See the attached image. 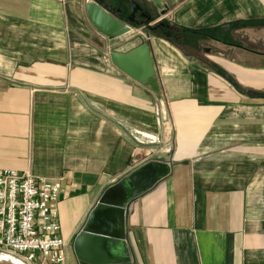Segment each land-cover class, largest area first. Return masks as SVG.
Returning a JSON list of instances; mask_svg holds the SVG:
<instances>
[{
	"label": "crops",
	"instance_id": "1",
	"mask_svg": "<svg viewBox=\"0 0 264 264\" xmlns=\"http://www.w3.org/2000/svg\"><path fill=\"white\" fill-rule=\"evenodd\" d=\"M90 1L0 0V171L60 181L65 264L103 193L153 161L171 172L128 205L133 264H264V0H141L174 43L109 40ZM142 44L138 82L110 56Z\"/></svg>",
	"mask_w": 264,
	"mask_h": 264
},
{
	"label": "water",
	"instance_id": "2",
	"mask_svg": "<svg viewBox=\"0 0 264 264\" xmlns=\"http://www.w3.org/2000/svg\"><path fill=\"white\" fill-rule=\"evenodd\" d=\"M131 1L127 20H120L98 0L85 6L92 27L101 35L114 40L125 36L137 25L135 16L140 6ZM151 22L146 19L144 27ZM113 65L138 82L154 75L148 44H142L128 54L113 53ZM171 167L164 162H149L109 187L91 211L82 230L73 242V253L78 264H133L125 241V219L128 205L150 191L169 176Z\"/></svg>",
	"mask_w": 264,
	"mask_h": 264
},
{
	"label": "built area",
	"instance_id": "3",
	"mask_svg": "<svg viewBox=\"0 0 264 264\" xmlns=\"http://www.w3.org/2000/svg\"><path fill=\"white\" fill-rule=\"evenodd\" d=\"M60 181L0 171V254L21 264H65ZM17 264V263H16Z\"/></svg>",
	"mask_w": 264,
	"mask_h": 264
},
{
	"label": "flooded vegetation",
	"instance_id": "4",
	"mask_svg": "<svg viewBox=\"0 0 264 264\" xmlns=\"http://www.w3.org/2000/svg\"><path fill=\"white\" fill-rule=\"evenodd\" d=\"M105 2L104 0H102ZM134 2L140 6V12H138L135 16V21L138 23L137 25L144 26V23L146 22V19H151V12L146 9L145 4L143 1L140 0V2H137V0H134ZM111 5L110 11L114 14V16L120 20H127L129 14H130V6H131V1L130 0H123L121 3L120 1L115 2L114 4H109ZM163 29V25L160 27H151L147 28V32L151 33L153 31H157ZM169 28L163 29L165 34Z\"/></svg>",
	"mask_w": 264,
	"mask_h": 264
},
{
	"label": "rangeland",
	"instance_id": "5",
	"mask_svg": "<svg viewBox=\"0 0 264 264\" xmlns=\"http://www.w3.org/2000/svg\"><path fill=\"white\" fill-rule=\"evenodd\" d=\"M105 1H108V0H105ZM153 23H154V21H152L151 23H149V26L147 27V28H151L152 27V25H153ZM165 23V22H164ZM159 25V23L157 24V25H155V26H158ZM132 27H134V28H137V29H140L139 31H140V38H142V37H148V32H147V28H145L144 26H140V25H135V26H132ZM170 27H173V26H170ZM163 28H169V27H167V25H164V27ZM174 29H175V31L177 32V33H181V34H184V31L182 30V29H176L175 27H174ZM191 32V31H190ZM190 32H187L186 34H189L188 36H185V37H183V39H188L187 41H190V38L192 37L191 35V33ZM158 34V33H157ZM178 35V34H177ZM170 42H172V43H174V42H176L173 38H170ZM191 46V45H190ZM203 47H208V46H206V45H203L202 47H200V48H198V51L196 52V53H194V54H196V55H200V54H202L203 53ZM186 49V51H188V52H190L191 51V49L190 48H185ZM191 53H193V52H191Z\"/></svg>",
	"mask_w": 264,
	"mask_h": 264
},
{
	"label": "trees",
	"instance_id": "6",
	"mask_svg": "<svg viewBox=\"0 0 264 264\" xmlns=\"http://www.w3.org/2000/svg\"><path fill=\"white\" fill-rule=\"evenodd\" d=\"M98 2L102 5L103 4V1L102 0H98ZM176 31L175 29H168L165 36L166 37H169V38H176L177 37V34H175ZM192 35L194 36H197L199 37V35L201 34V32H194V31H191L190 32ZM204 36L205 37H208L209 39L211 40H219V38L216 36V32L214 30H208V31H205L204 32Z\"/></svg>",
	"mask_w": 264,
	"mask_h": 264
},
{
	"label": "bare ground",
	"instance_id": "7",
	"mask_svg": "<svg viewBox=\"0 0 264 264\" xmlns=\"http://www.w3.org/2000/svg\"><path fill=\"white\" fill-rule=\"evenodd\" d=\"M17 264H21V263H19V262H16Z\"/></svg>",
	"mask_w": 264,
	"mask_h": 264
}]
</instances>
